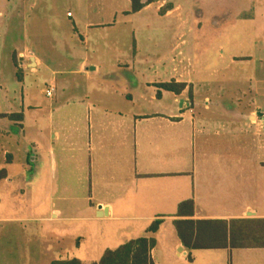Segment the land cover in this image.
I'll use <instances>...</instances> for the list:
<instances>
[{"label":"crops","instance_id":"crops-1","mask_svg":"<svg viewBox=\"0 0 264 264\" xmlns=\"http://www.w3.org/2000/svg\"><path fill=\"white\" fill-rule=\"evenodd\" d=\"M73 1L84 9L80 18L66 11L73 23L69 39L78 35L85 42L89 30L121 23L130 30L135 48L132 63L117 55L108 65L97 59L87 65L84 56L78 67L53 70L48 77L46 88L53 87V92L45 94L52 99L45 126L31 137L23 164L25 186L46 205L37 219L63 225L97 221L112 227L120 222L118 234L105 236L114 245L106 246L153 238L149 254L154 264L156 258L174 257L192 263L197 258H219V264H230V258H264V52L258 59L254 53L258 47L264 51V0H155L137 12H130V0ZM220 1L229 10L221 9ZM212 5L221 11L205 15L193 11L194 6ZM104 8H110L106 15ZM150 8L151 21L139 16ZM139 25L149 29L153 25L160 35L175 40L168 54H158L149 79L135 73ZM205 27L211 33L203 32ZM187 36L195 38L188 42ZM210 38L232 40L243 50L249 45L254 51L231 52V64L220 66V71H232L228 76L233 78L226 81L227 74L220 75V90L233 83L235 95L229 100L214 95L215 105L208 89L200 92L211 84L200 73L208 68L194 64L191 57L200 52L194 46L206 47L208 43L199 41ZM217 46L222 53L226 44L220 41ZM31 53L24 67L14 64L19 79L23 68L35 72L43 64ZM56 75L80 79L72 96L64 95L66 86H58ZM172 81L184 83V89L177 94L158 87ZM1 114H20L21 118L0 119L25 132L23 113ZM14 132L0 127V136L6 139ZM0 148L5 162L0 164V182H11L8 168L13 157L5 144ZM41 148L44 157L38 155ZM14 220L0 217V222ZM155 220L162 221L158 229L148 231ZM176 221L200 222L196 227L200 232L215 226L217 247H186ZM243 229L252 233L251 238L240 237ZM64 240L60 236L54 253L47 250L45 258H78L66 253Z\"/></svg>","mask_w":264,"mask_h":264},{"label":"rangeland","instance_id":"rangeland-1","mask_svg":"<svg viewBox=\"0 0 264 264\" xmlns=\"http://www.w3.org/2000/svg\"><path fill=\"white\" fill-rule=\"evenodd\" d=\"M218 6L229 10L226 8L228 4L222 1ZM219 7L194 6L193 11L196 15H205L216 12ZM83 9L73 0H0V113L21 112L25 115L23 122L25 132L19 131L18 125L0 119V127L15 131L11 139L0 136V143L5 144L13 157L12 166L8 168L12 181L0 182V217L16 218L14 221L0 222V264H48L54 258H45L46 251L48 250L49 255L54 253L60 236L65 239L66 253L70 257H78L84 264L98 261L108 247H117L106 246L114 244H109L110 242L107 241L109 239L105 236L118 234L120 231L115 228L120 227V222L117 225L113 223L112 227L97 221H77L63 225L37 219L45 212V202L43 201L41 205V200L32 196L24 181V152L30 151V140L32 136L35 137L36 129L45 126L43 120L47 116V107L52 101L45 95L48 77L51 76L52 71L78 67L84 56H88L87 65L94 59L103 65H108L115 61L117 55L127 58V61L132 63L135 42L130 30L127 32L121 23L114 28L89 30L85 42L78 35L72 40L69 39L67 34L71 31L73 23L72 19L65 17V13L68 10L74 13V18H80ZM109 9L104 8L103 15H106ZM139 16L151 21L154 16L153 9L150 8ZM93 17L94 15L91 16ZM79 25L78 28L82 32V23L80 22ZM151 26L149 29L141 28L139 25L135 32L138 51L135 73L140 79H149L153 76L152 68L156 66L158 54H168L175 41L170 35L163 37L157 28ZM246 26L247 24H244V29H247ZM209 30L206 27L202 29L205 33H211ZM193 37L187 36L185 40L191 42ZM220 41L226 44L221 57L222 53L217 46ZM248 41L245 40V43ZM199 42L208 45L206 47L198 45L199 48L194 46V50L200 49L201 53H194L191 56L192 62L197 65L202 63L208 68L200 73L205 75L202 76L205 78L204 81L211 83L209 88L202 87L200 92L203 94L208 89L207 93L213 94L212 105H215L214 101H216L214 95H222L229 100L235 95V87L233 83H227L220 90V75L227 74L226 81H228L227 79H233L228 76L232 71H220V66L231 64L229 57L231 52L252 51L253 54L254 51L249 49V45L243 50L232 40L227 39L210 38ZM21 52L23 55H19ZM31 52L40 57L43 64L37 66L35 72H31L28 67L23 68L22 78L19 79L13 56L17 65L23 64L24 67L32 56ZM184 52L188 54V49L185 48ZM263 52V50L260 52L258 47L254 52L256 58L262 57L260 54ZM55 78L58 79L59 87L66 86L65 96H72L75 92V84L80 81L78 77L72 75H56ZM59 87L57 93L61 91ZM222 105L226 104L222 103ZM38 155L44 157L42 148ZM4 163L3 151L0 148V164ZM72 234L77 235L78 238H73ZM162 250L163 248L160 247V251ZM155 261L157 264H219V258H197L195 263H192V260L175 257L156 258ZM229 262L230 264H264V258H230Z\"/></svg>","mask_w":264,"mask_h":264},{"label":"trees","instance_id":"trees-1","mask_svg":"<svg viewBox=\"0 0 264 264\" xmlns=\"http://www.w3.org/2000/svg\"><path fill=\"white\" fill-rule=\"evenodd\" d=\"M130 12H137L142 9L145 5L155 1V0H130ZM13 62L17 65V61L15 56H13ZM158 87L170 90L175 93H180L182 89H184V83H176V82H167V83H160ZM1 117L8 116L10 118L19 117L21 118L20 114H11L5 115L1 114ZM161 220L153 221L150 226L148 227V231L155 232L160 225ZM200 222L194 223L193 221H176V229L178 236L182 243L190 248H203V247H217V234L219 233L216 230L215 226H208L206 231H198L197 225ZM264 231V230H263ZM232 234L233 232L230 231ZM223 234L226 237V229L223 228ZM242 238H251L252 233L249 232L247 229H243L239 234ZM262 237L264 238V232ZM203 245H202V244ZM206 244L207 246H204ZM155 240L153 238L148 237H139L136 239H131L116 248L113 249H106L98 261L92 262L90 264H154L152 259L150 258V250L154 247ZM50 264H84L82 260L78 258H71V259H58L53 260Z\"/></svg>","mask_w":264,"mask_h":264},{"label":"built area","instance_id":"built-area-1","mask_svg":"<svg viewBox=\"0 0 264 264\" xmlns=\"http://www.w3.org/2000/svg\"><path fill=\"white\" fill-rule=\"evenodd\" d=\"M52 92H53V87H48V88H46V90H45V94H46L47 96H51Z\"/></svg>","mask_w":264,"mask_h":264},{"label":"water","instance_id":"water-1","mask_svg":"<svg viewBox=\"0 0 264 264\" xmlns=\"http://www.w3.org/2000/svg\"><path fill=\"white\" fill-rule=\"evenodd\" d=\"M104 213H105V212H104ZM98 216L100 217V216H102V215L99 214Z\"/></svg>","mask_w":264,"mask_h":264}]
</instances>
